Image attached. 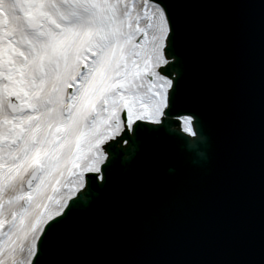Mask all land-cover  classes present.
<instances>
[{"label":"snow or ice","instance_id":"6c2138e0","mask_svg":"<svg viewBox=\"0 0 264 264\" xmlns=\"http://www.w3.org/2000/svg\"><path fill=\"white\" fill-rule=\"evenodd\" d=\"M230 6L218 21L199 0H0V264H121L92 253L115 242L117 224L201 191L190 164L207 167L213 120L225 143L208 183L241 189L252 16L264 204V0ZM168 159L176 170L163 176ZM257 256L222 264H264V230Z\"/></svg>","mask_w":264,"mask_h":264},{"label":"water","instance_id":"95a60500","mask_svg":"<svg viewBox=\"0 0 264 264\" xmlns=\"http://www.w3.org/2000/svg\"><path fill=\"white\" fill-rule=\"evenodd\" d=\"M205 16L227 21L237 9L236 0H199ZM258 3L259 0H256ZM225 57L234 53H224ZM260 33L259 20L250 17V33L243 53L244 103L246 119V171L241 189L218 187L208 183L218 175V165L225 143L224 130L213 120L207 136V167L200 171L201 161L190 167L191 183L199 186L194 196H177L148 208L130 220L115 226L117 239L92 258L118 261L121 264H222L258 258L261 232L264 230V204L261 192V107H260ZM228 77V61L225 62ZM157 143L171 148L164 136ZM175 151V150H174ZM125 168L129 165H123ZM176 170L175 159L161 168L163 176ZM97 216L88 217V226L100 224ZM237 233L244 237L236 242ZM122 237V238H121Z\"/></svg>","mask_w":264,"mask_h":264}]
</instances>
